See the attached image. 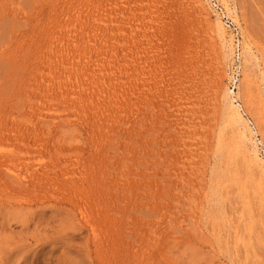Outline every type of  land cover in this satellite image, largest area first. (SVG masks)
<instances>
[{"label":"rangeland","instance_id":"374dc122","mask_svg":"<svg viewBox=\"0 0 264 264\" xmlns=\"http://www.w3.org/2000/svg\"><path fill=\"white\" fill-rule=\"evenodd\" d=\"M0 264H264V0H0Z\"/></svg>","mask_w":264,"mask_h":264},{"label":"bare ground","instance_id":"6f19581e","mask_svg":"<svg viewBox=\"0 0 264 264\" xmlns=\"http://www.w3.org/2000/svg\"><path fill=\"white\" fill-rule=\"evenodd\" d=\"M223 1H225V0H223ZM213 4V3H212ZM217 4V3H216ZM227 8H229L228 6H227ZM212 9H214V8H212ZM231 11H232V9H231ZM232 12H234V11H232ZM217 14V16L218 17H216V18H218V30H219V32L221 33V35H224V31H228L227 29V27H226V25H225V20H223L222 18H221V13H219V12H217L216 13ZM228 14V13H227ZM238 16V15H237ZM234 17V16H233ZM230 29V28H229ZM231 30H233V29H231ZM229 32V31H228ZM230 32H232V31H230ZM230 35V39H226V41H225V49H226V55H227V57H231V56H233L235 53H236V48H235V44H234V38H236V37H234V35H233V33H231V34H229ZM234 37V38H233ZM226 38V37H225ZM223 39H224V37H223ZM243 48H244V53H243V57H244V59H243V61L241 62V68H242V74H244V76H245V78L248 76V71L250 70V68H251V64H253V63H256V64H258L259 63V61H258V59L256 58V55L254 54V52H253V47L251 46V44H250V42H248V43H246V45L244 46V43H243ZM240 71V72H241ZM231 78H232V80L233 81H235V79H237V77H233V76H231ZM230 78V79H231ZM247 79V78H246ZM249 81V80H248ZM239 89H241V86L240 87H238ZM240 91V90H239ZM234 94H235V92L233 91L232 92V90L231 89H228L227 91H226V99H227V101H228V109H229V112H230V118H231V120H232V122L234 123V124H236L237 126H239L240 125V127L242 126V128H240V135H241V138L243 139V140H248V141H250L251 143L253 142H255V143H257V139H256V141L252 138L253 137V135H254V132H253V130H249L248 131V135H247V133H246V122H245V120H244V118H243V109H242V105L240 104V103H237L238 102V100H237V98L239 97V96H234ZM235 95H237V94H235ZM248 130V129H247ZM253 133V134H252ZM251 134V135H250ZM257 135V134H256ZM254 137H256L255 135H254ZM254 151L257 153L258 152V150H257V146H255L254 147ZM256 158H257V156H256Z\"/></svg>","mask_w":264,"mask_h":264},{"label":"built area","instance_id":"2783aa9c","mask_svg":"<svg viewBox=\"0 0 264 264\" xmlns=\"http://www.w3.org/2000/svg\"><path fill=\"white\" fill-rule=\"evenodd\" d=\"M219 6V5H218ZM219 8V7H218ZM237 49V48H236ZM239 52H238V54H239V57H238V54L236 55V53H235V56H237L238 57V61L233 65V67H232V75L231 76H233V77H239L238 76V74H239V71H240V61H241V52H240V48H239V50H238ZM237 59V58H236ZM230 86L232 87V89L235 91L236 90V88H237V85H235V82H233V83H230Z\"/></svg>","mask_w":264,"mask_h":264}]
</instances>
